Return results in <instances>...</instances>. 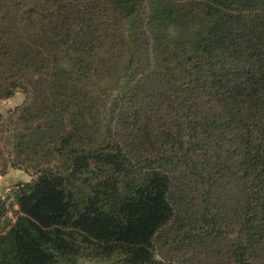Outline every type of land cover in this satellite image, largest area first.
Segmentation results:
<instances>
[{
	"label": "trees",
	"instance_id": "obj_1",
	"mask_svg": "<svg viewBox=\"0 0 264 264\" xmlns=\"http://www.w3.org/2000/svg\"><path fill=\"white\" fill-rule=\"evenodd\" d=\"M16 88L0 264H264V0H0Z\"/></svg>",
	"mask_w": 264,
	"mask_h": 264
},
{
	"label": "rangeland",
	"instance_id": "obj_2",
	"mask_svg": "<svg viewBox=\"0 0 264 264\" xmlns=\"http://www.w3.org/2000/svg\"><path fill=\"white\" fill-rule=\"evenodd\" d=\"M106 85L110 87L109 83H107ZM106 97L108 96L106 95ZM24 102H25V95L23 89L21 88H16L13 91L11 97L0 100V167L5 165V162L3 160L5 157H10L13 159L11 153L12 150H14L13 145L16 143L14 135L16 133H19L20 131V125L17 126V123L15 122V118H14L15 117L14 113L17 109L23 106ZM24 157L30 159L29 155H25V156L21 155L19 156L18 159L15 158V163L19 165V167L14 170L23 171L25 174L31 176V173L32 172L34 173L35 167L42 161V159L36 162L34 160L36 159V157H33L32 161H28L24 163L20 162ZM50 166L54 167L58 171H63L65 168L64 160L61 157L54 158L50 161ZM14 185L16 184L9 185L7 187H13ZM6 217H8V219L10 220H13V212L9 213ZM1 227L2 224H0V228ZM86 264H90V263H86Z\"/></svg>",
	"mask_w": 264,
	"mask_h": 264
},
{
	"label": "crops",
	"instance_id": "obj_3",
	"mask_svg": "<svg viewBox=\"0 0 264 264\" xmlns=\"http://www.w3.org/2000/svg\"><path fill=\"white\" fill-rule=\"evenodd\" d=\"M30 180L31 177L23 171L12 169L7 170L0 175V198H8V195L5 192L7 186L28 183Z\"/></svg>",
	"mask_w": 264,
	"mask_h": 264
},
{
	"label": "built area",
	"instance_id": "obj_4",
	"mask_svg": "<svg viewBox=\"0 0 264 264\" xmlns=\"http://www.w3.org/2000/svg\"><path fill=\"white\" fill-rule=\"evenodd\" d=\"M15 188V187H14ZM5 192L7 193V195H10L12 192V188L11 187H7V189L5 190ZM11 200V198L9 197L6 202H9Z\"/></svg>",
	"mask_w": 264,
	"mask_h": 264
}]
</instances>
